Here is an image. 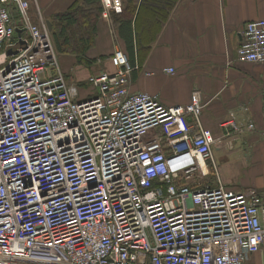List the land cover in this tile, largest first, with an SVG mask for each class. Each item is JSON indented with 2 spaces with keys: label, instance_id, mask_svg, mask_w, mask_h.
Returning a JSON list of instances; mask_svg holds the SVG:
<instances>
[{
  "label": "built area",
  "instance_id": "1",
  "mask_svg": "<svg viewBox=\"0 0 264 264\" xmlns=\"http://www.w3.org/2000/svg\"><path fill=\"white\" fill-rule=\"evenodd\" d=\"M102 2L104 17L123 10L122 0ZM237 54L264 63V17L245 24ZM107 60L113 70L92 74L94 92L81 98L47 21L32 18L28 0H0V264H245L264 255V192L223 184L215 149L232 148L230 132L204 126L200 92L166 105L131 90L136 67L125 50Z\"/></svg>",
  "mask_w": 264,
  "mask_h": 264
},
{
  "label": "crops",
  "instance_id": "2",
  "mask_svg": "<svg viewBox=\"0 0 264 264\" xmlns=\"http://www.w3.org/2000/svg\"><path fill=\"white\" fill-rule=\"evenodd\" d=\"M28 1L35 21L42 17L52 23L56 15L84 0ZM122 2L123 12L128 0ZM100 3L103 10L94 43L82 57L72 54L79 63L73 67L75 75L73 68L68 72V65L63 63L68 82L78 80L85 85L84 80L92 74L113 70L109 60L108 69L102 70L104 67L98 64L117 48L127 50L112 20L116 12L109 10L108 17H104L105 7L102 0ZM9 7L18 16L16 6L11 3ZM263 17L264 0H177L154 40L139 47L136 40L131 90L155 94L166 105L187 104L199 91L205 104L204 125L216 134L230 132L226 147L232 145V150L239 145L245 160L257 162L258 172L264 177V133H260L264 130V63L243 62L237 54L245 24ZM168 68L175 72H168ZM89 96V92H81V98ZM250 122L255 123L256 131L247 128ZM224 123L227 125L221 126ZM228 150L224 149L226 156ZM245 264H264L263 253L253 254Z\"/></svg>",
  "mask_w": 264,
  "mask_h": 264
},
{
  "label": "trees",
  "instance_id": "3",
  "mask_svg": "<svg viewBox=\"0 0 264 264\" xmlns=\"http://www.w3.org/2000/svg\"><path fill=\"white\" fill-rule=\"evenodd\" d=\"M177 0H128L123 12L112 15L120 36L127 45L126 53L135 65L136 40L146 46L156 38L167 21ZM69 10L59 13L52 21V36L59 52H72L78 57L92 46L97 32V22L103 10L100 0H84ZM146 49V47H145ZM71 54V53H70ZM135 67V66H134Z\"/></svg>",
  "mask_w": 264,
  "mask_h": 264
},
{
  "label": "rangeland",
  "instance_id": "4",
  "mask_svg": "<svg viewBox=\"0 0 264 264\" xmlns=\"http://www.w3.org/2000/svg\"><path fill=\"white\" fill-rule=\"evenodd\" d=\"M31 11V10H30ZM71 53V54H70ZM72 52H58V60L62 69L65 70L63 67V63H66L68 67L66 70L69 72L75 65H78L76 61V57L72 55ZM63 58V61H62ZM101 64H98L99 67H104L103 69L109 68V63H107V58L101 60ZM94 64V63H93ZM96 70L98 67L97 65L94 66ZM71 72L75 75L76 69L73 68ZM75 85L78 86L82 95L86 93L92 94L94 92V88L90 85L89 80H84L85 85L80 84L78 80L75 81ZM84 90V91H83ZM203 121V116H202ZM204 124V123H203ZM205 126V125H204ZM212 130V129H211ZM213 131V130H212ZM215 133V132H214ZM216 134V133H215ZM236 147V149H235ZM230 151L227 156L224 154V150L215 149V156L217 160V167L219 172L221 173V179L223 184L227 188H233L236 190H245L250 185L258 187L261 192H264V177L263 173L258 172V163L257 162H250L249 159L245 160L246 155L239 145L235 146ZM254 160V159H253ZM256 160V159H255Z\"/></svg>",
  "mask_w": 264,
  "mask_h": 264
},
{
  "label": "water",
  "instance_id": "5",
  "mask_svg": "<svg viewBox=\"0 0 264 264\" xmlns=\"http://www.w3.org/2000/svg\"><path fill=\"white\" fill-rule=\"evenodd\" d=\"M48 28L52 31L53 25L50 21L47 20ZM9 52H12V50H9ZM16 52V51H15Z\"/></svg>",
  "mask_w": 264,
  "mask_h": 264
}]
</instances>
